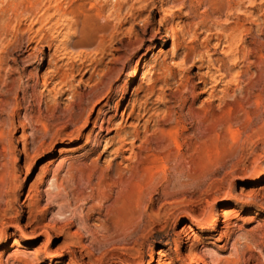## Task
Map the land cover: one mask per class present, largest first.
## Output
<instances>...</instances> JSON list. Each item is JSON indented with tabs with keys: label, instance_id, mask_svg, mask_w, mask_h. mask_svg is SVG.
Returning <instances> with one entry per match:
<instances>
[{
	"label": "rangeland",
	"instance_id": "obj_1",
	"mask_svg": "<svg viewBox=\"0 0 264 264\" xmlns=\"http://www.w3.org/2000/svg\"><path fill=\"white\" fill-rule=\"evenodd\" d=\"M0 237V264H264V0H0Z\"/></svg>",
	"mask_w": 264,
	"mask_h": 264
},
{
	"label": "bare ground",
	"instance_id": "obj_2",
	"mask_svg": "<svg viewBox=\"0 0 264 264\" xmlns=\"http://www.w3.org/2000/svg\"><path fill=\"white\" fill-rule=\"evenodd\" d=\"M119 18H120V16H119ZM125 19H126L125 17H121V19H120V23H122ZM230 47H231V44H230ZM236 53H237L236 49H231L230 54L233 56V60H234V61L236 62V64H237ZM144 72H145V71H144ZM139 73H140V69H138V67H136V68L134 69V71L131 73V75L128 77V81L125 82L126 84L123 86V92H126L127 83L130 82V81H133L134 79H136V78L138 77ZM144 75H145V73H144ZM89 120H90V118H87L86 121H89ZM68 140H71V139H68ZM134 140H140V144L135 146V142H132L131 145H130V147H129V148H126L125 150H129V151L131 152V154H130V158H134V159H136V160H137V163H138V165H139V168H140V167H141L140 165L145 163V160L147 159V157H148L149 155H146L145 157L142 156L143 151H146V149H147V147H145V144H144V143H145V140H144L142 137H140L138 134H136V135L134 136ZM120 143H121V144H120V147H118V148L115 149V151H114V153H115L116 155H118L119 153L122 152V149L125 147V144H126L127 142H126L124 139H120ZM135 148L138 149V152H135ZM163 149H164V147H162V150H163ZM154 150H156V149L154 148ZM154 150H153V151H154ZM105 151H106V150H105ZM21 152L24 153V154H27V153H28V147H27L26 145H24L23 148L21 149ZM154 152L156 153V151H154ZM155 153H152V154H150V155H154ZM117 157H118V156H117ZM165 157L168 158V153H166ZM134 168H135V167H131V166H129V165H125V170H126L127 172L129 171L130 174L133 173V169H134ZM134 170H135V169H134ZM220 211H221L222 216H223L224 219H226L227 216H228L229 214H234V210H231V209H225V207H221ZM222 216H219L218 219L215 221V225H216L217 227H219V226L221 225V223H222V220H223ZM188 229L192 230L193 228H192L191 226L188 225ZM4 234H5V233H4ZM189 238H190V237H189L188 235H185V237H184V240H185V241H184V245H181V246H180L181 248L186 249V248L190 247V244H189ZM2 241H3V239H2V237H0V242H2ZM20 242H21L20 239H15V240L13 241V244L17 246V245L20 244ZM179 253H181V250H179ZM196 254H197V253L194 251L192 257L189 258V264H210V262L206 261V260L203 259V258H196V256H197ZM157 255H158V256H161V255H163V252H162V251H158V252H157ZM249 260H250V261L253 260V256H252V255H250ZM156 262H157V264H170V262H164V261L162 262V261H160L159 259H157ZM171 262H174V261L171 260ZM234 263H235V264H240V261H236V262H234ZM1 264H2V263H1ZM246 264H248V262H247Z\"/></svg>",
	"mask_w": 264,
	"mask_h": 264
}]
</instances>
